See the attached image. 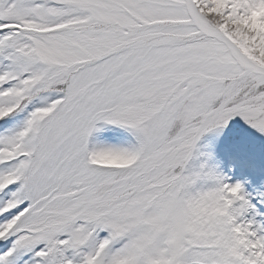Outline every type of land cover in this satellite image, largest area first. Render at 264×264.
Wrapping results in <instances>:
<instances>
[{
    "label": "snow or ice",
    "instance_id": "snow-or-ice-1",
    "mask_svg": "<svg viewBox=\"0 0 264 264\" xmlns=\"http://www.w3.org/2000/svg\"><path fill=\"white\" fill-rule=\"evenodd\" d=\"M264 0H0V264H264Z\"/></svg>",
    "mask_w": 264,
    "mask_h": 264
},
{
    "label": "rangeland",
    "instance_id": "rangeland-1",
    "mask_svg": "<svg viewBox=\"0 0 264 264\" xmlns=\"http://www.w3.org/2000/svg\"><path fill=\"white\" fill-rule=\"evenodd\" d=\"M207 163L218 171L234 170L242 178L264 179V135L240 120L221 131L206 133L197 143L191 168Z\"/></svg>",
    "mask_w": 264,
    "mask_h": 264
}]
</instances>
